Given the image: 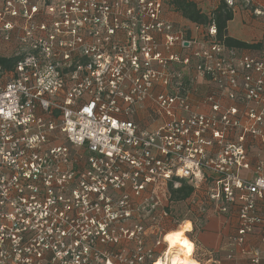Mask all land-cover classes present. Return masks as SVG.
<instances>
[{
	"label": "built area",
	"instance_id": "2783aa9c",
	"mask_svg": "<svg viewBox=\"0 0 264 264\" xmlns=\"http://www.w3.org/2000/svg\"><path fill=\"white\" fill-rule=\"evenodd\" d=\"M162 1L0 0V56L16 58L0 65V264H154L170 230L159 220L183 221L176 205L188 234L236 202L233 244L264 264L244 246L257 226L264 243V163L248 149L254 135L264 144V41L228 46L214 23L189 38ZM223 1L264 22L252 0ZM141 110L159 124L141 127ZM182 180L191 196L170 199ZM157 220L145 245L140 222ZM124 236L127 254L97 248Z\"/></svg>",
	"mask_w": 264,
	"mask_h": 264
},
{
	"label": "crops",
	"instance_id": "0c3cea01",
	"mask_svg": "<svg viewBox=\"0 0 264 264\" xmlns=\"http://www.w3.org/2000/svg\"><path fill=\"white\" fill-rule=\"evenodd\" d=\"M192 1L197 4L201 12L210 13L223 0ZM252 3L255 7H264V0H252ZM162 5L161 17L163 20L171 22L174 27L183 29L184 34L189 38L199 37L202 34L201 32L205 29L204 26L184 18L172 6L168 5L166 0L162 1ZM231 9L232 19L227 21L226 24L227 35L248 43H262L264 41V22L262 18L254 16L250 9H244L239 5ZM236 34H246V37H238ZM201 86L203 87V85ZM203 91L205 93L206 89L204 88ZM134 119L141 123V127L150 128L159 124V120L148 119L144 110L138 112ZM248 149L251 164L256 162L257 159L264 163L263 144L253 142ZM237 205L238 202L232 204L230 210L225 214H218L211 210L200 225H195L192 237L195 245L192 256L199 264H250L249 253L240 252L239 248L232 243L237 226ZM256 207L258 213L264 216V199H256ZM259 232L260 226H257L251 234L246 236L244 246L246 248L257 247L260 251L261 262H264V243L260 241Z\"/></svg>",
	"mask_w": 264,
	"mask_h": 264
},
{
	"label": "trees",
	"instance_id": "16d2710c",
	"mask_svg": "<svg viewBox=\"0 0 264 264\" xmlns=\"http://www.w3.org/2000/svg\"><path fill=\"white\" fill-rule=\"evenodd\" d=\"M166 3L172 6V8L175 11H178L184 18L189 19L198 25L205 27L214 23L218 38H222L224 43L228 46H236L249 50L261 47L259 42L248 43L227 35L226 24L227 21L232 19V9L224 1H221L219 6L213 9L210 13L201 12V10L197 7V4H195L192 0H166ZM15 59L16 58H8L1 55L0 65L10 67L15 62ZM168 191L170 199L181 201L182 199L191 196L193 188L191 185L182 180L181 185L176 189H172L171 185H169Z\"/></svg>",
	"mask_w": 264,
	"mask_h": 264
},
{
	"label": "rangeland",
	"instance_id": "374dc122",
	"mask_svg": "<svg viewBox=\"0 0 264 264\" xmlns=\"http://www.w3.org/2000/svg\"><path fill=\"white\" fill-rule=\"evenodd\" d=\"M46 1H50V0H46ZM236 35H238V37H242V38L246 37V34H236ZM173 68L174 69H177V68L182 69L181 66H179V65H173ZM193 69H194L193 66H191L189 69L182 70V74H183L182 77L184 78V80H185L184 82L185 83H187V82L189 83L190 80L193 79L192 81L195 84L190 88V90L188 92L192 96V99L196 100L197 97L199 98L202 95L201 94L202 92L204 93V91H203L204 84L202 83L203 81L198 80V79H196L194 77ZM201 85H203V87ZM243 119H244V117L242 115L241 120L244 121ZM257 125L264 127V122H262L261 124H257ZM253 140H254L255 143H258V142H260L261 144L263 143V142H261V140H260L258 135H254V137H252V141ZM175 207H176V210H177V214H178L179 220L180 221L183 220V221L180 222V224L182 225V222L188 221V219L190 218V214H187L185 212L186 211L185 204L176 205ZM170 220H171L170 218H167V220L166 219H162V220H159V223H162V224H164L166 226L169 224L168 225L169 229H176V228L179 227L176 224L174 225V224L170 223L169 222ZM140 223L145 226V234L143 236V240L146 243L145 245L151 246L153 241L155 240L154 233H152L153 229H154L153 224L155 223L156 225H158V220H157V222L153 221V223H151V224L149 222H144V221H142ZM114 224L116 226H124V227H127L129 229L130 228L133 229L135 227L136 222L133 221V220L132 221L129 220V221L119 222V223H114ZM192 226L193 225L191 224L189 230H191ZM151 229H152V231H150ZM193 232L194 231H192V232L190 231V233H188V234L186 232H184V235L188 239L191 240V239H193L192 238L193 235H194ZM117 241L118 242H116L115 244H111V243H109V244H99V246H97V248H99L101 251L106 252L110 256H112L111 253H117L119 251L121 253H123V254H127L134 247L135 242H136V240H134V238H129V237L127 238L126 236L118 238ZM232 243H233V241H232ZM193 244L195 245V243H193ZM233 245H235V244H233ZM236 247H238V246H236ZM165 249H166V245L162 244L161 246H158L156 248V251H155L154 254L161 255L160 251L161 250H165ZM104 261H105V258H102V259L98 258V259H96V264H104ZM145 264H148V263H145Z\"/></svg>",
	"mask_w": 264,
	"mask_h": 264
},
{
	"label": "bare ground",
	"instance_id": "6f19581e",
	"mask_svg": "<svg viewBox=\"0 0 264 264\" xmlns=\"http://www.w3.org/2000/svg\"><path fill=\"white\" fill-rule=\"evenodd\" d=\"M190 229V224L185 221L182 225L176 229L167 230L164 235L166 242L165 258H158L155 260L154 264H199L192 257V242L188 239L184 232ZM175 234H180L178 238H175ZM174 237V239H169V237ZM190 245V247H189ZM165 260V261H164Z\"/></svg>",
	"mask_w": 264,
	"mask_h": 264
},
{
	"label": "snow or ice",
	"instance_id": "6c2138e0",
	"mask_svg": "<svg viewBox=\"0 0 264 264\" xmlns=\"http://www.w3.org/2000/svg\"><path fill=\"white\" fill-rule=\"evenodd\" d=\"M179 235H180V234H175V238H178ZM169 239H170V240H171V239H174V237H171V236H170Z\"/></svg>",
	"mask_w": 264,
	"mask_h": 264
},
{
	"label": "clouds",
	"instance_id": "9594fccd",
	"mask_svg": "<svg viewBox=\"0 0 264 264\" xmlns=\"http://www.w3.org/2000/svg\"><path fill=\"white\" fill-rule=\"evenodd\" d=\"M189 247H190V245H189Z\"/></svg>",
	"mask_w": 264,
	"mask_h": 264
}]
</instances>
